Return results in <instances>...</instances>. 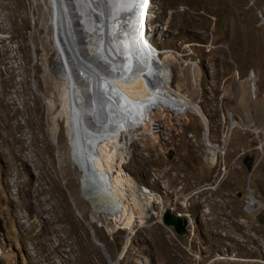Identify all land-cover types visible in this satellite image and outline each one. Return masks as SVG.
<instances>
[{
	"label": "rangeland",
	"instance_id": "obj_1",
	"mask_svg": "<svg viewBox=\"0 0 264 264\" xmlns=\"http://www.w3.org/2000/svg\"><path fill=\"white\" fill-rule=\"evenodd\" d=\"M147 1L155 30L140 66L127 54L135 48L123 43L124 18H112L117 46L127 50L124 59L112 57L117 67L128 64L121 70L133 89L134 126L122 117L109 127L94 120L101 139L92 159L73 145L53 0H0V264H264V0H156V13L155 0ZM85 4L79 13L104 23L105 14L91 15L92 1ZM63 14L66 47L90 76L99 75L107 67L104 40L83 44L87 37ZM188 46L195 67L181 62ZM164 74L200 109L170 92ZM149 76L158 86L139 88ZM202 112L223 153L210 152ZM119 134L129 150L123 161L113 159ZM111 158L112 175L155 193L151 202L142 196L148 215L130 200L132 221L118 216L113 181L102 170ZM165 209L189 219L184 235L163 224Z\"/></svg>",
	"mask_w": 264,
	"mask_h": 264
},
{
	"label": "bare ground",
	"instance_id": "obj_2",
	"mask_svg": "<svg viewBox=\"0 0 264 264\" xmlns=\"http://www.w3.org/2000/svg\"><path fill=\"white\" fill-rule=\"evenodd\" d=\"M84 1L86 2L88 0H78V2H76L75 4H72L73 14H71V11H70L71 9H69L66 1H64V0H53V3L55 5V18H54L55 24L54 25L56 28V30H55L56 42H58L57 44L59 46V51H60L59 60L57 62V67L59 68L64 81L69 85V88L72 90V92H71V123H72V127L74 129L73 145H74L75 150L78 154L85 152V155H87V156L89 155L93 159L92 152L95 150V145L97 143V140L101 139L100 133H98L92 125L94 120L102 121V119L105 118V119H107L106 120L107 124L104 123V125L106 127H109V124L112 125L116 120H119L122 117V119H124L126 122H128L129 124H132V126H134V121H133V118L131 115V111L127 107L129 105V103L131 104L130 99L133 96L132 95L133 89H129L127 87V83L129 80H127L126 75L124 73L126 71L125 68L128 64L124 63V64H121L122 65L121 67H117L116 63L114 62V60H116V57H112V56L117 54L119 60H121V58L124 56L123 54L127 53L126 49H120L117 46V42L120 40L119 39L120 34L118 35V33H117L119 27H117L116 29L113 30V20L112 19L107 20V17H106V18H104V20L99 22V23H102V22H104V23H102L100 25L93 24V29L91 30V32L83 31V33H82V30L80 29L79 26H81L80 20H82L84 17L81 13H79L80 10L78 9V5H80L82 8L81 12L83 10H86L87 5L85 4ZM91 1L93 4L92 10L90 12V13H92L91 15L96 14L99 17L100 16L102 17L104 15V7L105 6L103 5L102 1L105 2V5H110L111 9L113 6H116V8L118 9L117 13H120L121 15H122V13L124 14V16H121V20H123V18H124V20L122 22L125 25L124 30H126L127 37L129 39H127V41H125L123 43L124 44L127 43L126 46H128V48H130L131 46L134 47V45H136L134 43L137 41L134 39L133 34L135 32H137L136 37L139 35L140 29H141V28L138 29L139 26L142 27V32H143L142 42L143 43H144L145 38L148 35L153 36L154 29L152 28L151 24L155 21L156 14L155 15L152 14L154 17H153V21H151L150 18H152V17L150 16V14H148L147 8H145V11L144 12L141 11V15L139 16V20L142 21V24H138L137 10L140 8L139 7L140 0H137V1H135V0H116V2L113 0H109L108 2H106L107 0H91ZM127 3L129 4V7L128 8L126 7L127 11H123V7ZM156 7H157V4H156V0H155V8H154L155 13H156ZM63 9L65 10V15H66L65 16L63 14L64 17H69L72 19L73 23L71 22V24H72V26L74 25L73 28L75 30H77V32L80 33L79 34L80 38L82 37L81 35H83L84 37H87V39L85 40V42H83V44L87 43L90 40L91 42H94L95 44L97 43V45L100 46L101 45L100 41L104 40L105 52L104 51L103 52L106 53V57L102 59L103 60L102 63H106L107 67L99 75L90 76L91 74H89V73H91V72L89 71V69L86 71L81 66V64L77 61L76 57L74 58L73 52H71L66 47L68 42H65L66 39L64 37H61V35H60L61 27H59L61 19H62ZM183 10H185V9H183ZM133 11H134V16L131 15ZM112 13H113V11L110 12V15L108 18H112L111 17ZM69 15H73L74 17L69 16ZM83 22H88V23L92 24L91 21L86 20L85 18H84ZM82 39H81V41H82ZM136 47L139 48V45H136ZM185 49H186V47H185ZM188 50H190L189 53H188ZM130 51H132V50H130ZM138 51H140V53L131 52V53H127V54H129V55L131 54L132 56L135 54L132 58V61L134 62L135 65L140 66L143 63V61L145 59H147L149 56H148L146 50H141L139 48ZM181 53H179V54H181ZM183 55L185 57H183L181 60L189 61V67L197 66L199 60H198V58L195 57L194 51L190 46L187 47V49L185 50V53L183 52ZM193 58L195 59V61H193ZM123 59H124V57H123ZM124 61L129 63L127 61V59ZM121 62H123V60ZM160 65L158 66L159 71L165 72V69L163 67H160ZM122 68L125 71L121 70ZM92 70H93V68H92ZM149 77L151 78V84L147 83L150 81L146 80L145 83L138 85L139 88H148L149 86H152L151 89H153L154 83H155V86H158V84H159L158 81L156 79L152 78L151 76H149ZM135 78L136 77H134V79ZM161 80H163L162 84L170 92L175 94L177 97H179L183 101L187 102L190 105L191 109H194L196 111H197V109L198 110L200 109V107H198L194 102L190 103V100H187V98L185 96L174 91L169 86L165 74ZM136 86H133V88ZM135 89H134V91L136 93L137 90H135ZM138 91H139V89H138ZM150 92H151V94L153 93V95L159 93V92L153 91V90H151ZM162 93H164V92H162ZM153 95H150V97H147V98H151ZM186 106H188V105H186ZM198 116L201 117L203 124L205 125V140H206V144L209 146L210 152H212V153H223V151L225 150L224 149L225 146L220 147V146L212 143L209 140V137L207 136V122L203 116V112H202V114L199 113ZM236 124L237 123L235 121H233L229 125V127H228L230 129L229 134L234 129ZM128 130L129 129L127 127L126 131H128ZM130 139L131 138L129 137L128 142L130 141ZM126 140L127 139L124 140L123 144H126ZM128 142H127V144H128ZM120 143H121V138H120V134H119V146L116 149H113V151H114L113 159L115 157L116 158L120 157L121 161H123L129 155L128 154L129 150H128V147L125 148L123 146V144H120ZM101 161H104V160H101ZM102 170H103L104 174L107 177L111 178L113 181V185H114L113 187L115 189V192L111 193L112 198H113L112 202L117 207V209L119 210L118 216L121 218H124V220H126V222L130 223L132 221V215L130 214V212L132 213V210H130V208H129L130 200L134 203H137V205L140 204V208H141V206H145V205L147 206V204H145L144 202L142 203V200H143L142 196L143 195L148 196L150 202L155 201V199L153 198L154 197L153 194H155V193H152V191L150 189L147 188L148 189L147 191L142 190L129 177L123 178L122 175H118V174L116 176L112 175V170H113L112 158H111L110 165L107 166L105 169L102 168ZM119 180L122 181L121 184L119 183ZM131 182L133 184H130L129 188H131L130 189L131 193L129 195V194H127V188L125 185H126V183H131ZM128 195L130 197H128ZM158 197H160V196H158ZM122 206H124V207H122ZM128 208H129V212L127 211ZM148 208H150V206H147V209ZM147 209H146V213L143 214L142 217L148 215V211L150 212V210L149 209L147 210ZM141 210H143V208ZM118 213L115 212L116 215ZM160 215H161V213H160ZM100 245H102V243H100Z\"/></svg>",
	"mask_w": 264,
	"mask_h": 264
},
{
	"label": "water",
	"instance_id": "obj_3",
	"mask_svg": "<svg viewBox=\"0 0 264 264\" xmlns=\"http://www.w3.org/2000/svg\"><path fill=\"white\" fill-rule=\"evenodd\" d=\"M113 1L116 2V0H113ZM76 2H78V0H66V3L68 5L69 9H71L70 10L71 14H73L72 4H75ZM78 9L82 10L80 5H78ZM117 10L118 9L114 8V10H113L114 12L111 14L112 18H117L120 16V14L117 13ZM104 14L107 17V20L112 19V18H108L109 15H107V11ZM121 16H124V14L122 13ZM83 20H84V18L82 20H80L81 26H79L80 29L82 30V33H83V31L91 32V30L93 29V23L92 24L85 23V22H83ZM95 21H97V17H95ZM83 68H85V66H83ZM85 70L87 71V68H85ZM252 161H253V157H251V156H246L243 159V162H244L247 170H250ZM162 222L165 226L171 227L173 229V231L178 235H184L187 232V228L189 225V219L185 215L173 213V212H171V209H165L163 216H162Z\"/></svg>",
	"mask_w": 264,
	"mask_h": 264
},
{
	"label": "clouds",
	"instance_id": "obj_4",
	"mask_svg": "<svg viewBox=\"0 0 264 264\" xmlns=\"http://www.w3.org/2000/svg\"><path fill=\"white\" fill-rule=\"evenodd\" d=\"M135 1H137V0H135ZM147 4H148V1L147 0H140V5H139V9L137 10V13H138V24H142V21H140L139 20V16L141 15V11H145V8L147 7ZM114 8L115 9H117L116 8V6H114L113 8H112V11L114 10ZM114 12V11H113ZM132 15L134 16V11L132 12ZM85 23H88V22H85ZM141 28V29H140ZM138 29H140V32H139V35L136 37V35H137V32H135L133 35H134V39L137 41V42H135L134 44H136V45H139V48L141 49V50H146V52L147 53H151L150 51H148V47H146V49L144 48L145 47V45L143 44V42H142V39H143V32H142V27H140L139 26V28ZM154 30H155V28H154ZM136 45H134V47H135V49H133L134 51H133V53L134 52H138V49H137V47H136ZM162 54V52L160 51L159 52V55H161ZM135 55V54H134ZM156 55H158V54H156ZM150 64H151V61H150ZM147 80L148 81H150V82H147V83H149V84H151V78L150 77H147ZM165 211V210H164ZM177 214V213H176ZM179 214V213H178ZM171 228V227H170Z\"/></svg>",
	"mask_w": 264,
	"mask_h": 264
},
{
	"label": "built area",
	"instance_id": "obj_5",
	"mask_svg": "<svg viewBox=\"0 0 264 264\" xmlns=\"http://www.w3.org/2000/svg\"><path fill=\"white\" fill-rule=\"evenodd\" d=\"M185 51V50H183ZM193 61H195V59L193 58ZM181 62L183 63V65L186 67V66H189V61H186V60H181Z\"/></svg>",
	"mask_w": 264,
	"mask_h": 264
},
{
	"label": "flooded vegetation",
	"instance_id": "obj_6",
	"mask_svg": "<svg viewBox=\"0 0 264 264\" xmlns=\"http://www.w3.org/2000/svg\"><path fill=\"white\" fill-rule=\"evenodd\" d=\"M152 173H153V171H152V170H150L149 174L151 175ZM149 178H151V176H150Z\"/></svg>",
	"mask_w": 264,
	"mask_h": 264
}]
</instances>
